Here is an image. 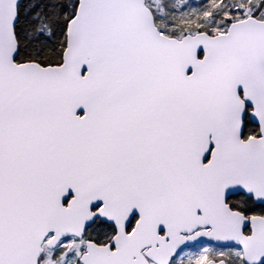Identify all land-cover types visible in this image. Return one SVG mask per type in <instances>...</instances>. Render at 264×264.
I'll list each match as a JSON object with an SVG mask.
<instances>
[{
  "label": "snow or ice",
  "instance_id": "6c2138e0",
  "mask_svg": "<svg viewBox=\"0 0 264 264\" xmlns=\"http://www.w3.org/2000/svg\"><path fill=\"white\" fill-rule=\"evenodd\" d=\"M0 264H264V0H0Z\"/></svg>",
  "mask_w": 264,
  "mask_h": 264
}]
</instances>
